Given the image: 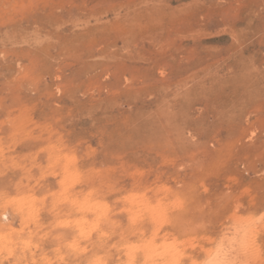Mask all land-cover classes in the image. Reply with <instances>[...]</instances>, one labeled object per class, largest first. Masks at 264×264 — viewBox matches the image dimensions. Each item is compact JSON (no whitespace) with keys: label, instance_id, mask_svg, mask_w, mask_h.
Listing matches in <instances>:
<instances>
[{"label":"rangeland","instance_id":"obj_1","mask_svg":"<svg viewBox=\"0 0 264 264\" xmlns=\"http://www.w3.org/2000/svg\"><path fill=\"white\" fill-rule=\"evenodd\" d=\"M0 264H264V0H0Z\"/></svg>","mask_w":264,"mask_h":264}]
</instances>
